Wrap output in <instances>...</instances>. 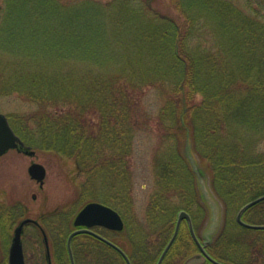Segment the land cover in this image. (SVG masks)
<instances>
[{
	"label": "trees",
	"instance_id": "16d2710c",
	"mask_svg": "<svg viewBox=\"0 0 264 264\" xmlns=\"http://www.w3.org/2000/svg\"><path fill=\"white\" fill-rule=\"evenodd\" d=\"M25 1L33 0L6 1L0 96L17 93L35 106L26 122L20 118L22 125H12L25 146L75 162L81 181L72 207L98 201L118 213L128 211L142 96L154 89L163 100L156 118L159 141L172 146L155 164L156 192L146 212L153 232L150 238L137 236L136 244L126 224L120 232L95 231L123 249L131 264L154 263L147 241L155 234L159 255L180 210L188 212L198 234L207 209L187 158L190 152L223 205V223L206 246L208 254L224 264H264V230L246 229L235 220L245 203L264 195V24L226 1L185 0L175 7L176 20L166 16L139 23L137 11L111 15L106 37L103 21L79 26L45 8L47 0L28 11ZM48 17L56 21L44 22ZM90 113L99 114L98 123L91 124ZM61 213L42 225L53 264H69L71 214ZM242 218L264 224V201ZM9 223L1 212L2 242ZM121 236L131 240V252ZM42 243L43 258L34 264H48ZM71 247L75 264H126L116 250L89 234L74 236ZM197 250L183 221L164 264ZM0 264H8L6 258Z\"/></svg>",
	"mask_w": 264,
	"mask_h": 264
},
{
	"label": "rangeland",
	"instance_id": "374dc122",
	"mask_svg": "<svg viewBox=\"0 0 264 264\" xmlns=\"http://www.w3.org/2000/svg\"><path fill=\"white\" fill-rule=\"evenodd\" d=\"M6 1L0 0L2 8L0 25L8 12L6 10H8L9 4ZM221 1H226L241 10L244 15L264 24V10L261 7V3L264 4L263 0ZM184 2L185 0H47L44 6L45 8L51 7L58 14H65L71 20L73 19L74 22H78L79 26L98 24L103 21L107 25L103 32L108 37L111 31L108 24L111 15H123L125 14L124 12L137 11L142 16L139 23L149 20L151 22L153 20L158 21V17L166 16L173 17L176 20L180 19V16L175 7L177 4H183ZM25 3L26 5H23L24 11L43 7L40 0L25 1ZM61 6H65V8ZM69 18L61 19V21L69 22ZM53 21H56V19L48 17L44 22L50 23ZM75 64L73 65L75 66ZM86 67L90 68L91 64L88 63ZM162 104L163 100L156 90L147 89L144 91L141 103V112L143 113L142 124L136 132L130 157L131 181L133 185L132 205L128 208V211L119 213L127 225L128 231L134 234L133 240L135 239L134 242L136 244L137 236H149L153 232L148 223L146 212L149 202L156 192L155 164L157 158L170 145L172 146V143L168 146L167 144H161L159 141L160 129L158 128L156 118ZM35 110L36 108L33 104L25 101L17 93L0 96V113L8 118L11 127L14 124L22 125L20 118L26 122L25 117L34 113ZM88 117L92 119L91 124L93 125L99 121L98 113H90ZM27 148L23 144L22 148L12 149L0 158V213L4 212L8 214L10 222L7 240L4 239L2 242V238L0 239V255L2 251H6L5 253L8 255L14 228L22 220L31 218L39 222V227L35 225L25 226L21 240L26 264H34L39 262L44 255L42 243L44 240L40 228L42 230L44 226L46 227V222L50 219H55V214H58V212H62L60 217L65 212L71 214L70 223L72 224L75 215L86 203L79 210L72 207V204L77 201L78 188L81 181L74 161L61 158L52 152ZM24 150L28 151V153H25ZM32 163H39L45 167L46 177L43 184H39L30 178L28 167ZM201 183L202 191L212 202L213 209L216 211V217H213L219 219L217 225L220 228L224 219L223 205L221 203L218 204L214 199L209 182L201 179ZM175 202H178V199H175ZM206 209L207 211L201 217V219L203 218V223L198 227V234H201L202 228L206 227L209 221V224L214 226L215 219L208 220L209 212L207 207ZM232 216H235V212ZM46 231L47 229L44 231L47 236ZM117 237L116 235L114 238ZM155 237L154 234L151 241H147V251L154 258L153 262L158 257L156 244L159 242H157ZM119 241L124 245L126 250L132 251L130 239L125 236L119 239ZM186 258L178 255L176 258L169 259L166 264H182ZM51 264H53V259L51 260Z\"/></svg>",
	"mask_w": 264,
	"mask_h": 264
},
{
	"label": "water",
	"instance_id": "95a60500",
	"mask_svg": "<svg viewBox=\"0 0 264 264\" xmlns=\"http://www.w3.org/2000/svg\"><path fill=\"white\" fill-rule=\"evenodd\" d=\"M1 9L2 8L0 4V13H1ZM20 148H22V142L20 138L15 134L14 130L10 126L7 117L4 114L0 113V157H2L4 154H6L11 149H20ZM25 153H28V151H25ZM187 158L189 160L191 169L196 176L197 188H198V192L200 194L201 200L205 204V206L208 208V212H209L208 220L215 219L214 226L209 224L210 221L207 223V226L204 228L202 232L203 241L201 242L194 232L192 221L188 213L183 210L179 211L177 215L174 232L171 238L169 239L168 243L166 244L165 248L163 249L162 253L160 254L156 264L162 263L165 255L167 254L169 248L171 247V245L173 244L177 236L180 223L184 219L187 221L191 236L199 249V252L192 255L188 259H186L184 264H203L206 260L210 261L213 264H224V263H221L213 259L205 250V247L207 246V244H209L212 241V238L218 232L219 227L217 225L218 223L217 221H219V219L213 217V216L216 217V211H214L213 209L212 202L207 198V195L202 191L201 179H205L208 182L206 176L200 172L197 166V163L195 161V158L192 156L190 152H187ZM28 173L31 179L35 180L39 184L44 183V179L46 177V169L42 164L32 163L28 167ZM213 197L216 200V202L219 204L218 200L215 198L214 195ZM261 201H264V195H261L245 203L238 210L235 216V220L237 224H239L241 227H244L246 229L264 230V224L247 223L242 219L243 213L247 209L251 208L252 206L258 204ZM28 223L37 224L35 220L31 218H27V219L22 220L17 225V227H15L14 229L11 245H10L9 252H8V264H26L25 258H24V251H23V244H22L21 236L23 232V227ZM72 223L76 229L70 232V234L67 237V241H66V247H67L68 258H69L70 264H75L73 252L71 249V241L73 237L78 234H89L97 238L98 240L102 241L103 243L107 244L108 246L116 250L122 256L126 264H131L128 256L120 247H118L117 245L109 241L108 239L102 237L101 235L95 233L92 230L94 226H102L109 230L122 231L124 228V222L117 211H115L109 206H106L99 202L92 201V202L85 204L77 212ZM44 239L46 240L45 235H44Z\"/></svg>",
	"mask_w": 264,
	"mask_h": 264
},
{
	"label": "flooded vegetation",
	"instance_id": "af4514ba",
	"mask_svg": "<svg viewBox=\"0 0 264 264\" xmlns=\"http://www.w3.org/2000/svg\"><path fill=\"white\" fill-rule=\"evenodd\" d=\"M190 216V215H189ZM190 218H191V216H190ZM191 221H192V218H191ZM192 225H193V223H192ZM194 228V227H193ZM93 230H98V231H100V232H103V231H110V230H108V229H106V228H104V227H102V226H94L93 228H92ZM190 235H191V233H190ZM200 235L199 234H197V237H199ZM192 237V236H191ZM193 239V238H192ZM12 240V239H11ZM200 240V239H199ZM194 241V240H193ZM7 245V244H6ZM44 245H45V249H46V251H45V257L47 256V258H48V264H51V260H50V251H49V249L47 248V245H46V243H45V240H44ZM197 249H198V247H197ZM6 251H2L1 253V255H0V259H2V258H6V260L8 261V255H7V253H5ZM9 252V251H8ZM198 252H199V250H198ZM5 253V254H4ZM158 257H159V255H158ZM158 257L156 258V260L154 261V263L153 264H156L157 263V260H158ZM164 260L165 259H163V261H162V263L161 264H164ZM207 263V262H206ZM205 263V264H206Z\"/></svg>",
	"mask_w": 264,
	"mask_h": 264
}]
</instances>
